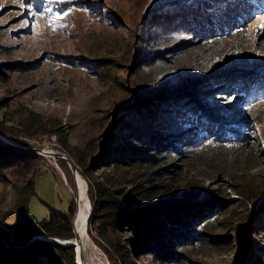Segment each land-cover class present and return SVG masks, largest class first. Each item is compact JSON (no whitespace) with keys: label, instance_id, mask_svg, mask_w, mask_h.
Instances as JSON below:
<instances>
[{"label":"trees","instance_id":"16d2710c","mask_svg":"<svg viewBox=\"0 0 264 264\" xmlns=\"http://www.w3.org/2000/svg\"><path fill=\"white\" fill-rule=\"evenodd\" d=\"M149 6L141 17L140 32L145 26L146 34L137 37L129 70L146 82L133 87L129 102L110 113L98 150L95 141H88L67 152L87 181V231L95 235L110 264H138L145 258L151 264L188 260L182 252L200 241L225 207L187 187L170 189L168 181L179 167L174 161L201 160L206 151H217L216 146L241 148L233 156L247 159L241 106L264 99V58L244 57L202 76L195 70L187 73L183 66L157 85L148 79V72L167 64L166 54L178 64L196 42L235 38L249 13L264 8V0H155ZM175 37L180 39L174 42ZM90 67L100 73L111 69L98 63ZM2 129L0 125L5 137ZM8 138L17 145L0 140V188L8 189L7 196H0V264H76L73 247L32 240L72 239L75 209L71 202L67 213L50 210L43 220L29 215L27 207L36 192L33 179L44 158L31 151V144ZM135 169L143 179L128 177ZM262 194L244 224L235 264H264Z\"/></svg>","mask_w":264,"mask_h":264},{"label":"rangeland","instance_id":"374dc122","mask_svg":"<svg viewBox=\"0 0 264 264\" xmlns=\"http://www.w3.org/2000/svg\"><path fill=\"white\" fill-rule=\"evenodd\" d=\"M154 2L98 0L93 5L91 0H0V69L3 72L0 125L6 133L5 137L0 135V140L15 147L17 144L10 142V135L31 144L34 147H30L31 151L44 158L33 179L35 196L27 207L29 215L36 220L48 218L50 210L67 213L71 202L75 214L79 187L69 164L80 175L81 172L67 152L88 141H95L98 150L101 142L98 137L106 129L110 113L129 102L132 88L146 80L129 70L137 37L146 34L145 26L140 32L142 14ZM239 29L240 33L233 39L196 42L178 64L166 54L167 64L148 72V79L157 85L176 68L187 67V73L195 70L202 76L206 70L217 71L226 63L241 61L244 57L249 61L251 56L263 59L264 8L249 13ZM93 63L107 64L111 69L100 73L99 68L90 67ZM166 70L168 73L164 74ZM241 111L245 117L241 135L248 139L244 146L247 159L233 156L242 152L241 148L216 146L217 151H206L201 160L174 161L179 167L173 181H168L170 189L187 187V191L214 197L225 207L216 222L206 227V234L210 236L204 233L196 245L182 252L188 259L184 264H235L244 224L254 202L263 195L264 99L241 106ZM55 153L59 157L53 158L51 154ZM141 173L131 170L128 177L143 179ZM7 193L6 185L0 188L1 197ZM3 206L1 203L0 208ZM88 207L90 217L91 207ZM82 214L86 226L83 238H88L82 259L85 264H110L97 246L95 235L87 231L86 211ZM33 239L55 238L36 236ZM3 245L9 246L7 242ZM73 248L75 253L76 247ZM73 257L79 264L78 256ZM138 264L151 262L145 258Z\"/></svg>","mask_w":264,"mask_h":264},{"label":"bare ground","instance_id":"6f19581e","mask_svg":"<svg viewBox=\"0 0 264 264\" xmlns=\"http://www.w3.org/2000/svg\"><path fill=\"white\" fill-rule=\"evenodd\" d=\"M60 152V151H59ZM61 153V152H60ZM46 155V154H45ZM61 156V155H60ZM66 157V156H65ZM68 159H69V157H68ZM71 161V160H70ZM75 168V167H74ZM77 170V169H76ZM73 176V178H75V176H76V178H77V180L76 181H78V187H79V199L77 198V202H78V204H79V206L78 207H80L79 208V212H78V216H77V219H75V217H74V219H75V221H76V227H77V230H74L76 233H78V234H80V241H81V243L79 244V243H77V244H75V250H76V253H77V255L79 254V248H82V249H85V245H86V243L88 242V238H83V237H85L86 236V234H85V232H86V226H85V221H84V219H83V214L82 213H84V215H85V210H84V207H82V206H84V194H85V196H86V198L88 199V194H86V190H87V183L83 180V177L79 174V172H76L75 173V175L73 174L72 175ZM84 193V194H83ZM88 202H89V199H88ZM90 203V202H89ZM88 206H89V204H88ZM87 206V207H88ZM88 212H89V207H88ZM88 212H87V216H88ZM87 222V221H86ZM78 231V232H77ZM55 242H58V241H56V240H54ZM62 244L61 245H67V244H69L70 242H61ZM94 250V249H93ZM97 251V250H96ZM85 252V251H84ZM78 257H79V255H78ZM78 257H77V263H80V261L78 260Z\"/></svg>","mask_w":264,"mask_h":264},{"label":"water","instance_id":"95a60500","mask_svg":"<svg viewBox=\"0 0 264 264\" xmlns=\"http://www.w3.org/2000/svg\"><path fill=\"white\" fill-rule=\"evenodd\" d=\"M52 156H53V158H55V157H59V155H57V153H55V154H51ZM64 160H67V159H64ZM67 162L69 163V161L67 160ZM69 168L71 169V172H72V174H74L75 175V173L77 172L76 171V169L72 166V164L70 163L69 164ZM78 198V197H77ZM78 201V200H77ZM76 212H75V214H74V217H76V214H77V210H78V207H77V205H76ZM90 214V213H89ZM89 214H88V217H89ZM74 217H72V219H71V221H72V225H73V230H72V234H74V236L72 237V239H68V240H63V242H70L69 244H67V246H70V247H75V244H77V243H81V241H80V234H78V233H76L74 230ZM86 220H87V218H86ZM86 224H87V222H86ZM54 240H56V241H58V242H55ZM48 241H50V242H53V243H56V244H62L61 242H62V240H60L59 238L58 239H49ZM75 254H76V256H78L79 255V257H78V260L80 261V263L79 264H85V262H84V260L82 259V257H83V252H82V248H79V254L77 255V253H76V251H75Z\"/></svg>","mask_w":264,"mask_h":264},{"label":"built area","instance_id":"2783aa9c","mask_svg":"<svg viewBox=\"0 0 264 264\" xmlns=\"http://www.w3.org/2000/svg\"><path fill=\"white\" fill-rule=\"evenodd\" d=\"M55 145V144H54ZM39 154V153H38Z\"/></svg>","mask_w":264,"mask_h":264}]
</instances>
